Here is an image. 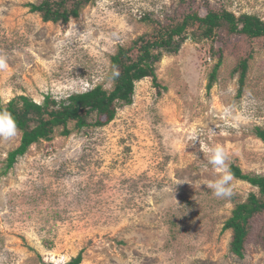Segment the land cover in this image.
Segmentation results:
<instances>
[{
  "label": "rangeland",
  "instance_id": "obj_1",
  "mask_svg": "<svg viewBox=\"0 0 264 264\" xmlns=\"http://www.w3.org/2000/svg\"><path fill=\"white\" fill-rule=\"evenodd\" d=\"M33 2L0 0L4 104L111 90V57L151 31L142 18L167 24L184 2L264 20V0H98L79 18L53 24L30 12ZM250 46H216L223 64L208 91L218 57L208 42L188 40L156 65L157 84H136L133 104L112 123L71 124L70 136L58 131L33 145L0 175V264H66L80 253L81 264H264L255 239L242 260L230 252L232 232H223L235 205L258 189L234 179V195L223 199L207 187L219 175L207 146H223L229 167L264 176V143L254 134L264 128V47ZM249 54L239 96L233 72ZM21 137L0 139V173Z\"/></svg>",
  "mask_w": 264,
  "mask_h": 264
},
{
  "label": "trees",
  "instance_id": "obj_2",
  "mask_svg": "<svg viewBox=\"0 0 264 264\" xmlns=\"http://www.w3.org/2000/svg\"><path fill=\"white\" fill-rule=\"evenodd\" d=\"M98 0H35L27 6L31 13L41 17L44 23L67 24L80 17L83 10ZM181 12L169 18L167 24L154 22L145 15L142 21L152 25L151 31L136 38L127 47H120L111 57L109 79L112 89L102 86L85 93L69 96L58 101L46 96L42 104L27 96H17L4 104L0 99V110L9 111L15 118L18 131L22 134L20 146L9 153L5 168L0 173L7 176L20 157L41 141L51 142L60 132L61 137L72 134L74 129L102 128L112 123L118 109L133 104L136 84L151 78L157 84L156 65L164 56L179 54L182 46L192 40L196 44L208 42L211 57H218L207 86L208 91L217 81L223 64V47L242 41V44L264 47V20L243 14L236 15L221 6H190L185 2ZM250 46V47H251ZM251 52L254 49L251 48ZM253 55L249 54L236 66L233 75L239 77V96H241L249 72ZM118 71V75L115 72ZM256 137L264 143V128H256ZM235 179L248 183L258 189L259 194H251L245 202L237 203L232 216L225 223L223 232H232L230 252L239 259H245L248 243L255 239L264 248V176H250L231 165ZM259 228L257 235L255 230ZM83 255L71 259L66 264H81Z\"/></svg>",
  "mask_w": 264,
  "mask_h": 264
},
{
  "label": "clouds",
  "instance_id": "obj_3",
  "mask_svg": "<svg viewBox=\"0 0 264 264\" xmlns=\"http://www.w3.org/2000/svg\"><path fill=\"white\" fill-rule=\"evenodd\" d=\"M6 57L0 55V70H6ZM118 71L115 75H118ZM18 133L17 123L14 116L7 110H0V139L10 140ZM215 135V132L212 133ZM198 139V137L196 138ZM206 151L210 154L208 163L219 175L207 184L212 194L217 198L230 199L234 195L233 184L235 177L228 165V154L223 146H207Z\"/></svg>",
  "mask_w": 264,
  "mask_h": 264
}]
</instances>
